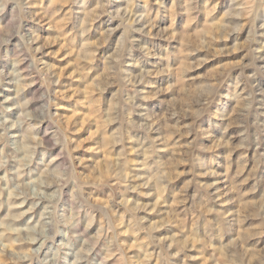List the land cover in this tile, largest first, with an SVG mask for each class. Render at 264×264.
Masks as SVG:
<instances>
[{"label": "clouds", "instance_id": "obj_1", "mask_svg": "<svg viewBox=\"0 0 264 264\" xmlns=\"http://www.w3.org/2000/svg\"><path fill=\"white\" fill-rule=\"evenodd\" d=\"M0 264H264V0H0Z\"/></svg>", "mask_w": 264, "mask_h": 264}]
</instances>
